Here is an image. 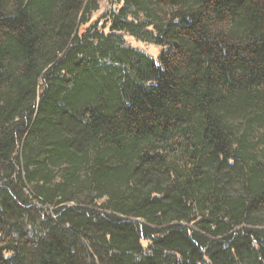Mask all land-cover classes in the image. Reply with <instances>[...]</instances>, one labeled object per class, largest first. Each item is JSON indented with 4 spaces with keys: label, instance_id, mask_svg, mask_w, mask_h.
Returning <instances> with one entry per match:
<instances>
[{
    "label": "trees",
    "instance_id": "16d2710c",
    "mask_svg": "<svg viewBox=\"0 0 264 264\" xmlns=\"http://www.w3.org/2000/svg\"><path fill=\"white\" fill-rule=\"evenodd\" d=\"M98 9L0 0V264H264V0Z\"/></svg>",
    "mask_w": 264,
    "mask_h": 264
},
{
    "label": "rangeland",
    "instance_id": "374dc122",
    "mask_svg": "<svg viewBox=\"0 0 264 264\" xmlns=\"http://www.w3.org/2000/svg\"><path fill=\"white\" fill-rule=\"evenodd\" d=\"M115 8H116V0H99V9L91 13V19L94 20L103 13H105L106 11ZM124 38L127 44H130L140 50L149 53L152 57H154L156 61H159V55L161 51L164 49V47L157 46L151 43H144L128 35V33H124ZM29 229L32 231V228Z\"/></svg>",
    "mask_w": 264,
    "mask_h": 264
}]
</instances>
